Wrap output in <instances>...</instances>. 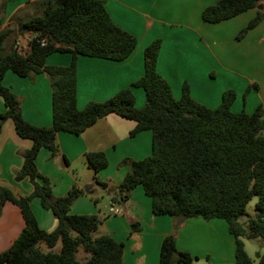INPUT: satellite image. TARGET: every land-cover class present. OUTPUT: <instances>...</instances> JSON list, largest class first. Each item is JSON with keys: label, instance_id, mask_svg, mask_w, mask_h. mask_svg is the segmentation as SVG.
<instances>
[{"label": "trees", "instance_id": "1", "mask_svg": "<svg viewBox=\"0 0 264 264\" xmlns=\"http://www.w3.org/2000/svg\"><path fill=\"white\" fill-rule=\"evenodd\" d=\"M11 0H5L4 5ZM40 15L20 22V36L31 33L29 48L22 52L12 41V31H0V98L5 111L0 114V133L6 120H12L17 135L32 142L23 154V166L16 180L28 178L33 191L25 197L0 188V206L10 202L17 206L25 227L11 247L0 252V264H123L124 243L110 235L96 238L102 221L97 215H72L74 202L85 194L73 186L64 196L54 198L50 180L40 174L36 160L41 149L53 157L59 154L56 137L60 132L82 135L100 119L111 114L134 121L130 132L134 137L143 131L152 133L149 157L130 162L131 170L113 190L98 178L108 167L104 152L84 155L94 179L113 195V201L126 203L132 191L142 186L152 199L154 215L177 219L175 232L164 238L159 264H193L197 257L177 249L176 231L192 218L206 221L224 219L235 239V264H264V254L256 263L246 252L242 237H261L264 241V106L253 113H235L232 105L236 93H223L218 108H209L193 99L187 83L179 99L173 96L169 83L157 69L162 41H153L144 51L145 73L132 87L146 93L147 102L137 108L133 88H126L104 102L92 101L82 110L77 105V62L79 56L110 61H124L137 47V38L114 23L103 0H40L35 3ZM261 5L256 17L237 36L241 40L264 20L261 0H219L202 13L203 21L217 24L233 19ZM0 0V16L2 14ZM44 40V43L41 41ZM54 53L70 54L69 66L47 65ZM8 71L20 77L46 73L52 83L53 120L49 127L28 123L21 103L12 90L3 84ZM247 94V93H246ZM65 164L67 163L64 158ZM254 197L256 217L240 224L248 216L247 206ZM39 199L42 208L51 211L58 221L52 232L43 230L31 203ZM133 231L139 224L133 222ZM59 252L53 251L58 242ZM50 250L44 253L40 244ZM82 249L86 258L78 254Z\"/></svg>", "mask_w": 264, "mask_h": 264}, {"label": "crops", "instance_id": "2", "mask_svg": "<svg viewBox=\"0 0 264 264\" xmlns=\"http://www.w3.org/2000/svg\"><path fill=\"white\" fill-rule=\"evenodd\" d=\"M38 1L7 2L2 10L5 11V21L0 31H12L15 26V33L19 34L20 23L15 17ZM103 1L114 23L137 38V47L130 57L119 62L79 56L77 105L80 110L92 101L104 102L139 81L145 73L144 51L157 39L162 41L157 69L169 83L176 99L181 97L183 85L187 83L193 99L212 109L221 105L223 93L227 90L236 93L232 105L235 113H248L249 107L254 112L259 105L264 106V20L243 39H237L261 10L259 6L233 19L210 24L203 21L202 13L219 0ZM57 54L47 58V65H70V54ZM3 84L20 100L23 117L28 123L38 127L52 125V83L46 73L20 77L8 71ZM132 88L136 107L141 109L146 105V93L143 88ZM257 94L260 98L251 102L250 96L253 95L254 100ZM5 109L0 98V114ZM135 126L134 121L111 114L82 135L58 133L59 154L53 157L48 149L43 148L36 160L40 174L51 182L54 198L64 196L73 186L82 188L71 171L79 161H84L88 152L101 151L107 155L108 167L98 175L110 188H117L131 170L130 162L120 167L122 162L126 159L139 161L152 153V133L143 131L131 137L130 132ZM31 147L30 140L17 135L13 121L6 120L0 133V188H7L20 197L32 193L33 186L28 178L22 181L15 178L23 166V154ZM151 200L138 186L123 204L122 214L113 216L109 208L105 217L110 219L101 224L103 234L124 243L123 264H159L162 242L173 233L178 223L171 216L154 215ZM75 205L70 210L72 215L96 212L91 207L80 209ZM31 207L43 230L52 232L56 229L57 219L51 211L42 208L39 199H34ZM130 221L139 224L138 231L132 233ZM24 227L25 221L17 206L10 202L0 206V252L11 247ZM176 241L178 251L197 257L199 261L235 264V239L223 219H187L176 231Z\"/></svg>", "mask_w": 264, "mask_h": 264}, {"label": "rangeland", "instance_id": "3", "mask_svg": "<svg viewBox=\"0 0 264 264\" xmlns=\"http://www.w3.org/2000/svg\"><path fill=\"white\" fill-rule=\"evenodd\" d=\"M1 4H2V8L3 10H5V6L3 1L1 0ZM40 10L39 8L35 5V6H30L27 9L21 11L18 13V15L15 17L17 19V23L26 21L27 19H29L30 17H33L35 15H40ZM5 21V11L2 12L1 16H0V26L1 24ZM12 41L16 42V41H20L23 39H27V37L31 38V33H26L25 35H23V37L20 38V34H16L15 33V26L12 27ZM69 56L68 54H63V53H58L56 56ZM248 96V95H247ZM253 96V95H252ZM252 96H250L251 98V102H256L257 99L260 98L259 94L256 95V99L252 100ZM147 102V101H146ZM249 109L248 113L251 114L253 113V111L251 110V108H247ZM127 163H123L120 165V167H124L126 166ZM113 167H111L110 170H112ZM72 173L75 174L76 178L78 179L79 183L82 186V189L84 190L85 194L80 196L72 205V207L75 205L77 208L80 209H84V208H88L91 207L92 209H94V211H96L93 214H81V215H98L102 221V224L109 220L110 218L105 217V215L108 214L109 208L111 207V202L113 201V195H111L109 193L108 190L103 189L94 179V173L93 171L87 166L86 161L84 159V161H79L75 168L72 169L71 171ZM127 175V174H126ZM99 178V175H98ZM100 179V178H99ZM30 181V180H29ZM120 185V184H119ZM117 187V186H114ZM139 188H142L143 192L144 189L143 187L139 186ZM116 188H113V190ZM86 190H88L89 192H86ZM145 193V192H144ZM145 196V195H144ZM151 199V198H150ZM152 201V200H151ZM258 202V197H254L252 199V201L248 204L247 206V213L248 216L242 217L239 220L240 224H247L249 218L251 217H256V211H255V205ZM117 207H119L120 209L123 207V204H119L116 203ZM71 207V208H72ZM71 213V211H70ZM72 214V213H71ZM126 215V214H125ZM114 218V217H111ZM174 218V217H172ZM224 220V219H223ZM225 221V220H224ZM226 222V221H225ZM227 223V222H226ZM132 224L133 222L130 221V228L132 233L135 232L133 231L132 228ZM104 228L103 225L100 226L99 230L95 233H93V237L96 238L98 236L103 235ZM175 232V229H173V233ZM130 235V234H129ZM130 237H132V234L130 235ZM242 241L244 242L245 245V250L247 252V254L256 262L258 263V254L263 255L264 254V241L261 237H256L253 239H248L245 237L241 238ZM62 243L61 241L58 242L57 246L53 249V251L55 252H59L61 249ZM40 250L44 253L49 252L50 250L48 249V247L46 246L45 243H41L40 244ZM78 258L84 262L86 256L83 253L82 249L80 250V253L78 254ZM193 264H207L206 260H195Z\"/></svg>", "mask_w": 264, "mask_h": 264}, {"label": "built area", "instance_id": "4", "mask_svg": "<svg viewBox=\"0 0 264 264\" xmlns=\"http://www.w3.org/2000/svg\"><path fill=\"white\" fill-rule=\"evenodd\" d=\"M32 38H33V36H31V38L27 37V39H23V40L17 41L16 42V48H18L22 52L26 51L29 48V41ZM41 42L44 43V40L41 41ZM116 205H117L116 202L112 201L111 207H110V213L113 216L122 214V209H120Z\"/></svg>", "mask_w": 264, "mask_h": 264}, {"label": "water", "instance_id": "5", "mask_svg": "<svg viewBox=\"0 0 264 264\" xmlns=\"http://www.w3.org/2000/svg\"><path fill=\"white\" fill-rule=\"evenodd\" d=\"M259 8H261V6H259ZM86 192H89L88 190H86Z\"/></svg>", "mask_w": 264, "mask_h": 264}]
</instances>
